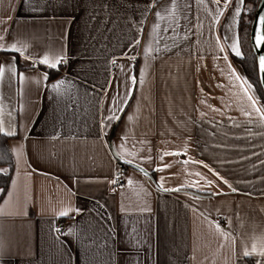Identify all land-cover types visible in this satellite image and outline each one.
I'll list each match as a JSON object with an SVG mask.
<instances>
[{
	"label": "crops",
	"instance_id": "0c3cea01",
	"mask_svg": "<svg viewBox=\"0 0 264 264\" xmlns=\"http://www.w3.org/2000/svg\"><path fill=\"white\" fill-rule=\"evenodd\" d=\"M224 2L0 0V264H264L242 256L264 245V107L233 78L245 0L235 20ZM45 55L65 57L52 80ZM120 164L148 175L114 189Z\"/></svg>",
	"mask_w": 264,
	"mask_h": 264
},
{
	"label": "snow or ice",
	"instance_id": "6c2138e0",
	"mask_svg": "<svg viewBox=\"0 0 264 264\" xmlns=\"http://www.w3.org/2000/svg\"><path fill=\"white\" fill-rule=\"evenodd\" d=\"M204 0H197V3H203ZM214 3H216L217 5L220 4V0H213ZM230 0H225L224 4H223V8L226 9L228 7ZM244 0H238V5L235 10H234V17L233 19L235 20V17L240 15L241 12V6H243ZM173 7H175V0H173ZM262 10H264V5L261 6ZM35 10V9H33ZM251 10V9H249ZM157 15L159 16L160 14L157 13ZM223 15V12H219L215 17H213V19L216 21V23L219 22V16ZM257 25H258V29L257 31H255L254 35H253V42H254V48L255 50L259 53L258 55V60H259V70L262 74H264V14H258L257 17ZM159 25H154V29L158 28ZM3 37H0V40H2ZM229 37L225 36V40H228ZM137 43H139L137 41ZM217 47H219L221 49V51H223V45L219 43V38L217 37ZM229 47L231 48L232 52L237 56L240 57L242 55V53L240 52L237 43L234 41L233 43H231L229 45ZM11 50H14L16 52H20L21 49L16 47L15 44L10 46ZM0 50H9V48H3V46H0ZM148 51H151V48L149 47ZM132 59H135V57H131ZM14 59V58H13ZM217 59H219V57H217ZM224 59L227 60V55L225 54ZM65 60L64 56H56L54 57L52 60H50L48 55H45L41 60L38 61V63L47 65L49 68L51 69H58V67L60 66L61 62ZM113 63H115V61H113ZM229 68H230V75H233L235 73V69H231V66L229 64ZM4 71L5 69L3 67H0V78L3 77L4 75ZM9 71H15L14 68H9ZM223 71V70H221ZM23 75V74H21ZM47 73L44 74V79H47ZM233 78L236 80H240L242 84H247V87L244 88V92L247 93L249 91V89H251V85L248 84L246 79H242L239 75H233ZM262 79H264V76L261 77ZM131 82L133 85H135L136 83V77H130ZM65 84V80L61 79L59 81H57L56 83H54L52 85V89L54 91H60L62 86ZM125 100L127 99V94H125ZM248 99L251 101L252 105L254 106L257 102L255 99H253L251 96H248ZM123 102L122 100L119 99H113L112 104H113V110H112V114L107 118L108 121L111 120H119V116L116 114L117 111H123ZM255 111L257 113H259L262 121H264V112H261L259 108H256ZM245 115H251V113L245 112ZM129 119H132V117H129ZM0 132H2L4 135L7 136H14L16 133L14 130H9V131H4L2 128H0ZM126 139V137H125ZM121 147H123V145H121ZM169 153H165L164 155H168ZM162 158V157H161ZM131 161H129L130 163ZM165 167H170V165H165ZM158 171H162L163 169H157ZM0 171H6V170H0ZM162 179V178H161ZM221 179H223L221 177ZM113 183H115V181H112ZM225 183H227V181H224ZM129 183H131V181H129ZM211 183V182H209ZM166 191L168 189H165ZM233 191H235V189H233ZM76 211H79V209H77ZM60 216H67L68 215V211H61L59 213ZM217 227H219L217 225ZM57 232H59V229H56ZM67 235H74V231L73 229L70 227L68 229ZM254 253H256L257 255H259L260 257H264V245L261 246L259 252H257V248L255 245H253L252 247V251L249 252L247 250L243 251L242 256L244 257H248V256H252Z\"/></svg>",
	"mask_w": 264,
	"mask_h": 264
},
{
	"label": "trees",
	"instance_id": "16d2710c",
	"mask_svg": "<svg viewBox=\"0 0 264 264\" xmlns=\"http://www.w3.org/2000/svg\"><path fill=\"white\" fill-rule=\"evenodd\" d=\"M260 1L261 0H245L244 9L240 15L238 25L239 42L242 55L240 57L234 55L233 57L234 60L242 67L246 80L254 87L261 104L264 105V90L260 82L257 57L253 51L250 38L252 22ZM4 53L6 52L0 51V56ZM14 55L17 59L19 71L30 68L23 63L22 57L19 54L14 53ZM41 68L44 67L41 66ZM49 73V80L58 76V73L52 69H49ZM14 165L15 159L10 146V136L4 135L0 132V166H8L10 168V173L8 174L0 172V200L4 197L9 188Z\"/></svg>",
	"mask_w": 264,
	"mask_h": 264
},
{
	"label": "built area",
	"instance_id": "2783aa9c",
	"mask_svg": "<svg viewBox=\"0 0 264 264\" xmlns=\"http://www.w3.org/2000/svg\"><path fill=\"white\" fill-rule=\"evenodd\" d=\"M117 67V63L115 62L113 64V68H116ZM128 165L126 164H120L115 175H114V181L115 183H113V188L116 189L118 187H121L124 183H125V179H124V175H125V172L127 171L128 169ZM66 226H67V220L65 219H59L56 221L55 223V229H59V233H63L66 229Z\"/></svg>",
	"mask_w": 264,
	"mask_h": 264
},
{
	"label": "water",
	"instance_id": "95a60500",
	"mask_svg": "<svg viewBox=\"0 0 264 264\" xmlns=\"http://www.w3.org/2000/svg\"><path fill=\"white\" fill-rule=\"evenodd\" d=\"M264 5V0H261L259 5H258V8L256 10V13H255V16H254V19H253V22H252V26H251V32H250V38H251V44H252V47H253V51L257 57V63H258V71H259V77H260V82H261V85L263 87V90H264V79H262L261 77L264 76V74H262L259 70V60H258V55L259 53L255 50L254 48V42H253V35L255 33V31H257L258 29V25H257V17H258V14H264V10H262L261 6ZM129 166L141 171L142 173L144 174H147L148 175V172H146L144 169L140 168L139 166H136V165H133V164H129Z\"/></svg>",
	"mask_w": 264,
	"mask_h": 264
},
{
	"label": "rangeland",
	"instance_id": "374dc122",
	"mask_svg": "<svg viewBox=\"0 0 264 264\" xmlns=\"http://www.w3.org/2000/svg\"><path fill=\"white\" fill-rule=\"evenodd\" d=\"M253 87V86H252ZM253 89H254V87H253ZM263 107H264V105H263Z\"/></svg>",
	"mask_w": 264,
	"mask_h": 264
}]
</instances>
